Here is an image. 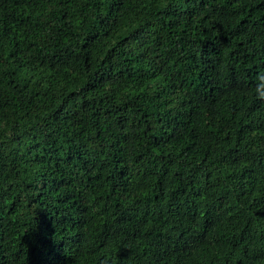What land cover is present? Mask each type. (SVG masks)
<instances>
[{
    "label": "trees",
    "instance_id": "trees-1",
    "mask_svg": "<svg viewBox=\"0 0 264 264\" xmlns=\"http://www.w3.org/2000/svg\"><path fill=\"white\" fill-rule=\"evenodd\" d=\"M264 0H0V264H264Z\"/></svg>",
    "mask_w": 264,
    "mask_h": 264
},
{
    "label": "clouds",
    "instance_id": "clouds-1",
    "mask_svg": "<svg viewBox=\"0 0 264 264\" xmlns=\"http://www.w3.org/2000/svg\"><path fill=\"white\" fill-rule=\"evenodd\" d=\"M261 79H264V77H262ZM260 87L264 88V84H261ZM257 92L260 98H264V91H260V89H257Z\"/></svg>",
    "mask_w": 264,
    "mask_h": 264
}]
</instances>
